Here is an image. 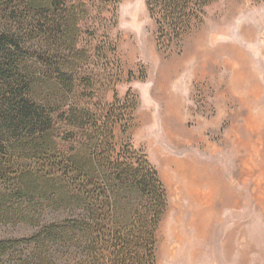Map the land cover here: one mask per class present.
<instances>
[{"label":"trees","instance_id":"obj_1","mask_svg":"<svg viewBox=\"0 0 264 264\" xmlns=\"http://www.w3.org/2000/svg\"><path fill=\"white\" fill-rule=\"evenodd\" d=\"M122 1L0 0V264L156 262L165 184L133 147L131 91L106 99L114 75L95 56L114 43L81 45ZM213 1L146 0L160 49Z\"/></svg>","mask_w":264,"mask_h":264},{"label":"rangeland","instance_id":"obj_2","mask_svg":"<svg viewBox=\"0 0 264 264\" xmlns=\"http://www.w3.org/2000/svg\"><path fill=\"white\" fill-rule=\"evenodd\" d=\"M111 12L108 22L92 16L98 29L81 45L102 46L106 33L114 43L115 50L95 56L101 71L114 75L106 99L113 102L117 93L124 103L131 91L133 147L147 154L165 184L155 264H264V0H214L203 24L167 52L158 45L146 0H123L116 16ZM116 132L121 149L122 123ZM179 161L205 165L222 182L210 225L193 238L200 253L195 262L172 259L164 246L166 222L176 216L171 191L180 182ZM191 182L190 197L198 202ZM190 197H183L185 207Z\"/></svg>","mask_w":264,"mask_h":264},{"label":"bare ground","instance_id":"obj_3","mask_svg":"<svg viewBox=\"0 0 264 264\" xmlns=\"http://www.w3.org/2000/svg\"><path fill=\"white\" fill-rule=\"evenodd\" d=\"M187 162H178L177 177L180 179V182L174 185L171 191L172 195L175 196L171 204L172 207H174L176 216L166 222L165 228L170 238L168 237L165 240L164 246L168 248V253L172 255V259L176 256L182 260L186 258L189 259L190 262H195L199 259L200 253L196 248L198 243H196L193 238L197 240L199 238V231H204L206 229L208 218H210L212 214L213 198L218 189L222 186V182L211 168L205 165L196 168L194 164H188L189 162ZM186 171L188 178L185 175ZM189 175L191 176V180ZM188 181H192L193 184L199 188L198 202L190 197V194L193 195V193L189 191L187 185ZM185 195H189L192 200L189 207L184 206L182 199ZM187 214L192 217L186 220ZM190 229L193 231V234H191ZM174 261L177 263L179 260L173 259L170 261V264H173Z\"/></svg>","mask_w":264,"mask_h":264},{"label":"crops","instance_id":"obj_4","mask_svg":"<svg viewBox=\"0 0 264 264\" xmlns=\"http://www.w3.org/2000/svg\"><path fill=\"white\" fill-rule=\"evenodd\" d=\"M187 90H188V88H187Z\"/></svg>","mask_w":264,"mask_h":264}]
</instances>
